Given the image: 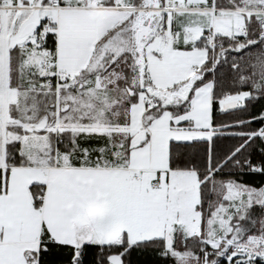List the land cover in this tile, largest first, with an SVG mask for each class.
Masks as SVG:
<instances>
[{
	"label": "snow or ice",
	"instance_id": "6c2138e0",
	"mask_svg": "<svg viewBox=\"0 0 264 264\" xmlns=\"http://www.w3.org/2000/svg\"><path fill=\"white\" fill-rule=\"evenodd\" d=\"M0 264H264V0H0Z\"/></svg>",
	"mask_w": 264,
	"mask_h": 264
}]
</instances>
